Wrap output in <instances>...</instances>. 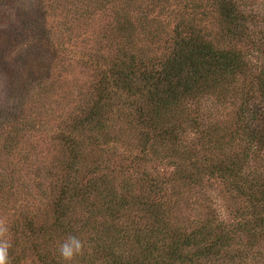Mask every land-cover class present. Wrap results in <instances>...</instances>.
Listing matches in <instances>:
<instances>
[{
  "label": "trees",
  "instance_id": "1",
  "mask_svg": "<svg viewBox=\"0 0 264 264\" xmlns=\"http://www.w3.org/2000/svg\"><path fill=\"white\" fill-rule=\"evenodd\" d=\"M215 5L220 25L215 33L210 23L205 22L207 18L202 20L194 13L186 21L183 16L167 34V50L161 56L144 61L143 55L138 56L128 46L127 54L119 50L118 60L100 70L93 88L95 97L88 104L86 114L74 120L69 133L60 137L67 155L59 163L60 169L49 173L50 191L55 196L52 222L37 224L29 219L20 232L14 231V243L22 235L27 236L25 249L44 264H64L59 250L54 249L52 256L44 250L41 240L44 237L47 243L69 237L79 239L80 251L68 259L72 264H249L252 259L256 260L252 264H256L259 261V253L247 255L264 237V184L251 181L254 188L259 185L258 197L251 194L253 187L245 189L239 184L241 160L233 157L231 160H236L226 163L220 159L208 165L198 158H188L196 156L191 150L180 152V163L170 162L175 167L170 179L158 180L144 170L148 162L160 163L161 159L157 158L163 148L179 155L174 148L179 144L177 136L184 131L182 124H191L192 118L183 117L184 113L176 112L174 107L185 102L200 103L207 94L215 92L217 105L225 107L233 100L228 87L234 84L236 76L243 81L241 90L248 94L247 101L251 100L249 94L256 91L260 103L238 105L233 135L246 136L253 144L264 143V62L260 69L248 63L252 53H259L264 60V32L254 31L248 25L258 13L246 15L247 18L237 0H215ZM245 42L250 43L248 49L242 46ZM117 91L139 101L136 104L128 101L132 110L123 114L125 124L131 127L134 123L145 131L138 134L142 141L140 154L115 165L111 160L115 154L106 144L117 143L124 136L109 132L124 110L119 113L115 108ZM14 116L5 122L19 124ZM219 125L208 128L207 134H213L209 139L214 140L212 151L222 152L225 129ZM187 159L194 172L185 166ZM205 175L213 180L218 177L224 180L227 176L229 187L235 189L231 204L222 206V214L215 210V202L204 189L189 207V202L182 200L183 192H178L182 182L201 187L199 181ZM243 182L247 183L246 179ZM139 184L144 186L143 192L135 191ZM177 196L179 199L175 200ZM241 199L243 203L238 206ZM196 200L199 208L202 206L199 210L202 213L196 210L192 216ZM182 203L184 210L180 214ZM84 239H87L85 246ZM13 260L11 264L19 263L17 258Z\"/></svg>",
  "mask_w": 264,
  "mask_h": 264
},
{
  "label": "rangeland",
  "instance_id": "2",
  "mask_svg": "<svg viewBox=\"0 0 264 264\" xmlns=\"http://www.w3.org/2000/svg\"><path fill=\"white\" fill-rule=\"evenodd\" d=\"M245 2L237 0L245 16L258 13L248 25L254 31L264 32V0ZM215 7V0H0V229H3L0 241H6L9 249L12 248L8 249V255L11 254L8 264L15 262L13 258L19 260L16 264H44L28 248L25 249L27 236L22 235L20 241L13 242L14 231L20 232L31 218L37 224L52 222L55 196L50 191L49 173L59 170V163L67 155V147L61 143L60 137L69 133L74 120L86 114L88 104L95 97L93 88L100 70L118 60L119 50L127 54L128 46L138 56L143 55L144 61L161 56L167 50L166 39L170 31L183 16L186 21L194 13L202 20L207 18L205 22L210 23L215 33L220 28ZM242 46L248 49L250 43L245 42ZM262 62L259 53L248 57V63L258 69ZM242 84L241 77L236 76L234 84L228 87L233 100L225 107L217 105L216 92L207 94L200 103L185 102L174 107L176 112L184 113L183 117L192 118L191 124H182L184 131L177 136L180 140L174 148L179 155L163 148L157 158L163 165L157 161L148 162L144 170L158 180L170 179L175 171L173 163L182 161L180 152L190 153L192 150L196 156L189 154L188 158H198L199 162L208 165L220 159L228 163L233 157L241 160L237 179L240 178L238 182L245 189L253 187L251 181L264 184V143L257 141L253 144L245 139L246 136L233 135L238 105L260 103L256 91L249 94L251 100L247 101L248 94L242 92ZM115 100L119 113L124 110L112 123L109 132L124 136L119 137V142L106 145L111 146V152L115 154L111 160L116 165L140 154L142 141L138 134L145 130L134 123L128 127L124 122L123 114L132 110L128 101L132 104L139 101L120 92ZM12 116L20 121L19 124L5 122ZM217 124L225 129L223 139L226 143L222 152L219 149L212 151L214 140L209 139L213 134H207L208 128ZM192 125L195 127L190 129ZM189 161L187 159L184 164L194 172ZM244 179L247 183L243 182ZM229 181L227 176L224 180L219 177L213 180L205 175L199 181L201 187L196 183L186 186L182 182L177 190L183 192L185 199L182 200H187L185 203L189 202V207L204 189L215 202V210L222 214V206L228 207L235 194L234 187L228 185ZM144 190L141 184L135 187L136 192ZM250 190L258 197L259 185ZM238 202L237 205L241 206L243 199ZM195 204L192 216L196 210L202 213L197 200ZM183 210L182 203L178 212ZM169 216L172 221V214ZM225 217L229 219L227 215ZM262 238L247 255L259 253L256 264H264ZM41 240L50 256L66 241L60 239L47 243L45 237ZM125 248L128 250V246ZM253 260L248 263L252 264ZM60 261L72 264V260L63 257Z\"/></svg>",
  "mask_w": 264,
  "mask_h": 264
},
{
  "label": "clouds",
  "instance_id": "3",
  "mask_svg": "<svg viewBox=\"0 0 264 264\" xmlns=\"http://www.w3.org/2000/svg\"><path fill=\"white\" fill-rule=\"evenodd\" d=\"M3 231V229H0ZM8 249L9 244L6 241H0V264H8ZM81 249V242L76 237H69L59 247L60 255L66 260L78 253Z\"/></svg>",
  "mask_w": 264,
  "mask_h": 264
}]
</instances>
